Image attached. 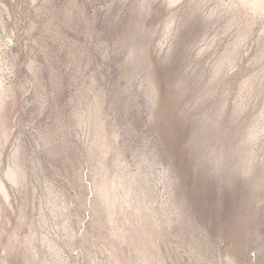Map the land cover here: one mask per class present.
Returning <instances> with one entry per match:
<instances>
[{
    "label": "rangeland",
    "instance_id": "374dc122",
    "mask_svg": "<svg viewBox=\"0 0 264 264\" xmlns=\"http://www.w3.org/2000/svg\"><path fill=\"white\" fill-rule=\"evenodd\" d=\"M0 264H264V0H0Z\"/></svg>",
    "mask_w": 264,
    "mask_h": 264
}]
</instances>
